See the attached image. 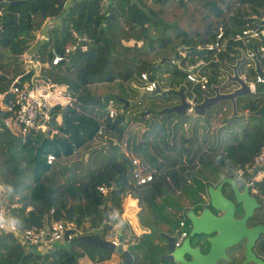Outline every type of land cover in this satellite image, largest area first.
<instances>
[{"label": "trees", "instance_id": "obj_1", "mask_svg": "<svg viewBox=\"0 0 264 264\" xmlns=\"http://www.w3.org/2000/svg\"><path fill=\"white\" fill-rule=\"evenodd\" d=\"M10 1L16 3L13 5ZM152 1L159 5L165 3V0ZM64 2L9 0L6 12L3 10L1 24L7 18L15 20V23H9L0 30V62L5 63L4 56L11 53L7 56L10 57L8 63H13V75L18 73V64L14 65L12 59L17 60L27 50L33 51L41 61H48L50 48L60 53L71 42V30L84 36L87 44L85 51L74 50L66 59L54 65L49 63L43 69L53 82L66 86L71 98L62 110L58 107L54 109L55 114L65 111L64 123H49L54 132L48 130L46 134H27L22 138L19 133L13 134L10 124H4L3 116L6 114L0 113V184L7 195L4 199L14 204L11 212L16 225L19 228H39L52 218L68 222L77 229L87 221L89 228L99 229L97 232L102 236L110 224L98 226L118 218L122 210L121 194L130 191L150 212L155 223L160 225L163 222L175 227L184 216L183 213H179L180 216L176 213L186 206L179 203L180 197L185 196L196 206L206 184L222 175L236 177L237 169L249 163L258 152L264 141V111L256 113V110L264 105V88L259 87L254 94L236 99L238 110L247 109L250 113L238 136L231 129L230 141L217 151L213 150L215 147L204 150L202 144L193 138L198 136V129L206 131L209 126L207 120L203 125H197L196 121L200 118L191 119L187 114L164 111V108L176 103L167 106L163 102L174 97L178 103L176 91L188 92L183 65L192 62L194 55L196 58L207 57L205 45L215 40L217 28L221 27L223 37L228 38L231 33L255 23L259 14L264 12V0H221L228 9L233 7L231 16L223 19L221 25L193 38L177 27L176 20L161 19L158 16L163 9L161 6L153 9L144 0H108L105 3L103 0H74L67 6ZM176 3L183 8L186 6L185 0H176ZM206 3L216 15L221 13L215 0H206ZM108 16L110 18L106 22ZM46 17H59V23L51 26L44 40L36 42L34 48H28L35 30ZM155 30L160 36L152 32ZM130 39L132 44L124 43ZM138 41L140 44L137 45ZM155 41H158V46L153 45ZM230 41H226L223 54L232 48ZM168 42L171 43L169 48L180 47L185 53L179 57L173 49L170 53L174 58L165 57L173 67L166 68L164 72L170 71L177 78L169 83L157 80L151 72L161 57L157 59L158 52L152 48H164ZM261 42H264L263 38L256 40V43ZM250 44L247 43L248 46ZM150 51H153V58L147 59V52ZM187 56L190 57L187 59ZM141 72H146L160 88L166 89V93L140 94L139 87L143 85L139 77ZM245 72L248 77L252 76L248 68ZM216 75L217 71L212 68L209 81H217ZM10 78L0 74V91L7 88ZM100 83H114L116 87L127 83L135 95L140 94V99L134 102L136 98L125 96L122 87L120 92L115 91L116 94L109 90L102 93L99 87L98 90L91 87ZM194 90V98L197 99L199 89L196 85ZM187 94L191 95L190 92ZM114 95L127 100L128 104L124 105ZM110 97L120 106L113 117L108 116L104 109ZM142 100L146 103L143 104ZM156 104L161 106L156 108ZM216 107L221 110L223 104ZM148 109L154 112L141 114ZM214 109L210 108L205 117H210ZM236 119L241 120L238 116L229 117L235 125ZM104 134L108 140L113 139L109 141L110 148L124 144L127 152L121 154L120 160L112 158L113 153L79 181L67 179L63 184H47L45 178L52 176L47 174L50 164L45 162L46 154L51 153L54 157L70 155L86 146L95 136ZM126 154L137 158L143 173L151 174L148 182L137 186L129 181ZM100 183H114V187L103 195L97 190ZM16 193L18 196H15ZM238 210L241 211L240 208ZM152 233L143 232L140 240L143 244L129 246L131 253L136 254L137 249L146 253L148 249L150 256H155L152 248L156 245L150 241ZM64 242L66 246L54 245L45 252H32L19 244L11 233H4L0 236V264H79L83 256L93 262L110 257L108 250L80 241L76 236ZM256 248L264 256V235Z\"/></svg>", "mask_w": 264, "mask_h": 264}, {"label": "built area", "instance_id": "obj_2", "mask_svg": "<svg viewBox=\"0 0 264 264\" xmlns=\"http://www.w3.org/2000/svg\"><path fill=\"white\" fill-rule=\"evenodd\" d=\"M263 19L264 13L259 14L255 23L245 26L239 32L231 33L228 38L223 37V30L221 27H218L215 40L205 45L206 49L212 51L209 60H216L220 53L223 56L229 55L228 53L223 54L222 52L226 49L224 47L226 41L231 39L230 45L234 50L236 48H250L245 52L250 66L264 63V42L256 43V40L264 39V26L260 24V21ZM71 35V42L64 47L62 52L59 53L55 48L49 49L50 55L48 61H41L33 51L26 50L22 52L23 70L14 74L9 80L7 88L0 91V110H3L7 115L3 119V122L7 125L10 123L7 117L11 119L17 125L19 134L22 138L27 134H46L48 130L52 133L55 130L51 128L49 123L51 121L61 122L60 113L57 112L55 114L54 109L58 107V110H62L65 105L70 102L71 98L67 92L66 86L53 82L50 76L43 72V69L49 63L54 65L66 59L67 55L74 50H86L87 44L85 43V37L78 34L75 30H71ZM248 42H251L249 46L247 45ZM208 62L209 61H205L198 57L194 58L192 62H186L184 64V70L186 71L185 77L190 83L187 91L191 93V95H187L186 98L188 104L186 111L188 113H190L195 103V91L193 87L196 85L199 90H204L208 86L207 77L201 69L206 66ZM139 77L143 80L142 87L145 90L151 91L156 86L154 80L148 79L149 77L146 72H141ZM255 82H264V77L256 74ZM104 109L110 117L116 114L117 111L113 98H108L106 100ZM127 157L129 166L128 174L133 184L142 185L148 182L152 177L151 174L141 171L137 158L133 156ZM53 160V154H46L45 162L47 164L52 163ZM236 175L252 193L255 192L264 195V141L261 143L258 152L254 155L252 160L237 169ZM113 187V183H100L97 186V190L101 194L106 195ZM3 194L4 190L0 184V223L4 225L0 227V236L9 232L21 244L47 249L53 242L62 240L65 230L71 226L68 222L48 218L39 228H19L11 212L14 204L5 202L3 200ZM122 198L123 200L125 199V206L123 205L121 212L118 214V218L106 222V224H110L106 234L110 237L114 246L118 243L117 232L123 223L134 232L135 237H137L138 234L140 235V232L142 233V230L136 222L135 212L137 208L135 198L130 192L124 193ZM50 212H52V208H50ZM124 212L129 214H124ZM185 232L183 219H179L173 234L175 246L181 243ZM70 236L71 235H68V237ZM128 241L130 242L127 243H132V239Z\"/></svg>", "mask_w": 264, "mask_h": 264}, {"label": "rangeland", "instance_id": "obj_3", "mask_svg": "<svg viewBox=\"0 0 264 264\" xmlns=\"http://www.w3.org/2000/svg\"><path fill=\"white\" fill-rule=\"evenodd\" d=\"M216 4L221 8V13L216 15L210 8V4L206 3V0H185L186 6L183 8V6H179L176 3V0H165V3L159 5L158 2H150L148 3L147 0H144V2L147 5L152 6L153 9H157L159 6H161L163 9L162 11L158 14L161 19L168 20V21H174L176 20L177 27L179 29H183L188 32L189 37L193 38L197 34H204L205 30L207 29H213L214 26H219L221 25V21L223 19L228 18L231 16V13L233 12L232 8L228 9L226 4L223 2L221 3V0H215ZM226 1V0H223ZM7 4H0V7L2 10L6 12V7ZM235 6V5H234ZM145 6L144 8H146ZM59 23V22H58ZM49 25V24H47ZM50 25H54V22L50 23ZM155 32L158 36L160 34L155 30L152 31ZM71 34V31H70ZM72 37V35H71ZM173 42V41H170ZM168 42L164 48H152L154 51L158 52V55H156V58L158 59L159 56L162 58L166 57L169 58H174L173 55H171L170 52L173 51L174 53L178 54L179 57H182L184 55V52L180 47L178 48H169V45L171 43ZM125 44H132L133 40H126L124 41ZM136 44H140V42H136ZM153 45L158 46V41H155ZM147 59H152L153 58V51L147 52ZM162 54V55H161ZM11 53H7L5 57V63L0 62V74L5 76L6 79L10 78L13 76L11 74V67L13 65L12 61L8 63V60L10 59L9 56ZM209 55V54H207ZM160 57V58H161ZM155 58V59H156ZM165 59L160 65H157L156 68L151 70L153 77H155L157 80H163L166 81L167 83L171 81H176L177 78L174 76L170 71L164 72V70H167L166 68H172L173 66L168 63V60ZM14 62V65L18 64V73L23 70V62H22V57H20L15 60L12 59ZM4 62V60L2 61ZM216 78V76H215ZM11 79V78H10ZM9 79V80H10ZM92 88L98 90V87L102 93L107 92L108 90L116 94L115 91H121V87L124 89V95L129 96L131 98L135 97L134 102L137 101V97L140 98L139 95H135L134 92H132L131 86H129L127 83H124L121 87H116L114 83L108 84V83H100L99 85H91ZM232 86H230L231 88ZM221 89H225L224 85H221ZM166 102V103H165ZM142 103L145 104L144 100H142ZM165 105H172L176 102V99L170 98L169 100H164ZM115 104V102H114ZM224 104V103H223ZM222 105V104H221ZM161 104H156V108L160 107ZM224 109L222 108L219 110V107H215L213 111L210 112V117H204V116H190L191 119L194 118H200L199 121H196L197 125H203L204 122L207 120L209 123L208 128L206 129L205 132H200L198 129V136L193 137L197 142H200L202 144V148L204 150H210V148H214L213 150L217 151L221 149V147L230 141V134L229 131L232 129L238 136L239 130L244 127L245 121H246V116L240 117L241 120L237 121V125L233 124L230 122L229 117L231 116V107L230 103L224 104ZM116 111L120 109V106L116 104L115 106ZM126 113V115H128ZM186 115V114H185ZM205 118V120H204ZM9 120V124L11 125L10 128L13 132V134H18V127L17 125L7 117ZM54 122V121H51ZM54 124V123H53ZM227 125L228 128L230 129H225L224 126ZM244 129V128H243ZM242 129V130H243ZM99 134V133H98ZM185 135H188L187 133H184ZM108 136L104 134L103 136H95L92 140L88 141L86 143V146H82L78 148L75 152H73L70 155L67 156H60V157H55L53 162L50 163V169L48 170L47 174L52 177H47L45 178L46 182L48 185L52 184H63L66 182L67 179H71L73 181H79L84 178V176L91 170L96 169L99 167L105 159L112 155V158H115L117 160L121 159V154L126 153L127 151L125 150L124 144H120L119 146H116L115 149L110 148L109 141L107 139ZM113 140V139H112ZM150 154H153L152 151L149 152ZM159 160V158H158ZM63 170V171H61ZM128 170V166H127ZM61 171V172H60ZM46 176V175H45ZM215 181V180H214ZM22 193H24V190H21ZM130 192V191H128ZM255 195H261L259 193H253ZM6 194H3V200L7 202L6 199ZM15 196H18V193L15 194ZM206 197L205 191H202L200 193V198L204 199ZM5 198V199H4ZM122 200V199H121ZM179 203L188 206L190 202H188V199L185 198V196H182L179 198ZM123 205L125 206V199L122 200V207ZM137 205L139 206L136 209L135 214L137 213V217L141 219V222L144 223V225L149 228L148 231H159L163 229V224L160 222V225L155 223L153 218L150 216V212L146 209V207L141 203L137 202ZM29 208V207H28ZM170 212H172V208H167ZM181 211V210H180ZM176 214H179L177 212ZM138 222V221H137ZM140 224V223H139ZM141 226V224H140ZM143 226V225H142ZM89 229V225L87 221H84L83 224L78 228V231L81 232H86ZM120 230V228H119ZM118 230V231H119ZM96 231V230H94ZM79 233V232H78ZM96 233V232H91V234ZM127 234V232H125ZM106 237V236H105ZM104 237V239H105ZM66 242L64 241H56L54 245L56 246H66ZM26 249L32 251V252H37V247L35 246H27ZM241 247H237V256H241ZM238 257V258H239ZM109 261H106V264H118L119 263V256L116 253L110 254V257L108 259ZM79 264H94L90 263L85 256L81 257L79 260ZM98 264H103V263H98Z\"/></svg>", "mask_w": 264, "mask_h": 264}, {"label": "water", "instance_id": "obj_4", "mask_svg": "<svg viewBox=\"0 0 264 264\" xmlns=\"http://www.w3.org/2000/svg\"><path fill=\"white\" fill-rule=\"evenodd\" d=\"M2 3H7L8 1L0 0ZM11 4H15L16 1H10ZM109 16L106 19V22L109 20ZM264 22V20H263ZM9 23H15V20L7 18L3 24L0 26V30L4 28L5 25ZM242 53V52H241ZM164 58H160L157 65H159ZM244 59L243 54L239 59L235 60L233 65L227 64L231 69L232 74L225 72L227 78L224 80V84L228 82H236L237 87L232 88L231 91H220L219 87L216 85H210V88L213 91V94L210 96L202 95V98L199 102H196L192 106V116H204L207 109L215 106L219 101L227 100L231 104L232 113L235 112V99L237 97H242L249 95L250 91L246 83L237 75V64ZM260 73V71L257 69ZM259 86H264V84H259ZM140 94L145 93L143 89L139 90ZM151 93H160L165 94V91H162L159 86H156ZM178 96V103L170 106L169 108H164V111H174L176 114H183L184 110L187 107V103L184 101V96L180 90L176 92ZM114 97L123 102L124 105L128 104V101L114 95ZM139 98L137 99V102ZM264 111V106L259 107L256 112ZM152 109L143 111L141 114L146 115L153 113ZM61 123H64L65 120V111H62L60 114ZM227 183L230 185V189L233 193L235 203L240 204V209L242 214L240 217H234V203L225 197L221 193V185ZM206 193L208 197L209 204L212 208L219 210L218 215L212 214L206 207H200V211L196 214L192 208L186 207L183 209V214L188 219L190 223L189 236L198 233L210 234L215 231V235L208 237L209 242L208 249L206 253H201L197 246L188 245L187 238H184L181 243L177 246L174 245L173 236L163 234L166 239V248L168 254L162 256L169 261H174L177 264H214L215 260L219 257H225L226 254L224 249L236 244L239 240L244 239L243 243V260L240 264H244L249 261L256 262L257 264H262L260 258L256 257L252 251V246L255 239L260 233H264V224H255L253 226L246 225V219L251 215L252 209L258 205L254 196L250 195L247 191V186H243V189L238 190L234 184V179L230 176L222 178L216 186H213L211 183L206 185ZM145 232L148 228L143 226L141 227ZM125 229V226L122 225L120 230L117 232V245H113V242L102 238L97 233H82L78 234L76 237L80 241L88 243L93 246H97L109 252H115L120 259L121 264H133V258L130 251L127 248H123V235L122 231ZM76 233L75 229L65 230L63 239L64 241L68 240V235H74ZM183 253H186L190 256V259L185 260L182 256Z\"/></svg>", "mask_w": 264, "mask_h": 264}, {"label": "crops", "instance_id": "obj_5", "mask_svg": "<svg viewBox=\"0 0 264 264\" xmlns=\"http://www.w3.org/2000/svg\"><path fill=\"white\" fill-rule=\"evenodd\" d=\"M72 1H74V0H65V2H64V6H67V5H70L71 3H72ZM108 0H103V2L105 3V2H107ZM8 2H9V0H8ZM7 2V3H8ZM147 2L148 3H150V2H152V0H147ZM7 3H1V4H7ZM14 5V4H13ZM1 10V17H0V21L2 20V18H3V15H4V12H3V10L2 9H0ZM52 22H54V24H57L58 22H59V17H46V18H44L43 20H42V23H41V25L39 26V28L37 29V30H35V35H34V39H33V41L31 42V44L29 45V47L28 48H34L35 47V45H36V42H40V41H42V40H44V38L45 37H47V35H48V30L51 28V26L52 25H50V23H52ZM2 23V22H1ZM47 24H49V25H47ZM248 49H250V48H236L235 49V52L237 53V54H235V52L233 51L234 49L233 48H230L229 50H228V54H229V59L227 60L228 62H235L234 60H233V56H236V57H238L239 55H241L242 53H241V51L240 50H244V52H246ZM205 51L206 52H204L205 53V55H207V54H209V57L212 55V51H208L206 48H205ZM232 56V57H231ZM232 58V59H231ZM244 59H242L241 60V62H239L238 64H237V67H236V69L240 72V73H244V69H245V67H244ZM187 83H189L188 81H187ZM256 86L257 85H259V84H255ZM237 98H239V97H237ZM236 98V99H237ZM236 99H235V112L234 113H232V110H231V116H240V117H242V115L243 116H247L250 112L247 110V109H243V110H238V106H237V104H236ZM227 104L228 103V101L227 100H224V101H219L215 106H213V107H216V106H219L220 104ZM230 103V102H229ZM223 104V105H224ZM261 106H264V105H260L259 107H261ZM213 107H211V108H213ZM230 107H231V104H230ZM210 109V108H209ZM208 109V110H209ZM223 109H224V106H223ZM207 110V111H208ZM0 113H5L3 110H0ZM207 113V112H206ZM206 113L204 114V115H206ZM256 113H258V112H256ZM7 115H5V116H3V119L6 117ZM202 117V116H201ZM205 117V116H204ZM224 128L227 130V129H230V128H228L227 127V125H225L224 126ZM53 162V161H52ZM51 165V164H50ZM237 172V171H236ZM133 184V183H132ZM207 185V184H206ZM205 192H206V187H205ZM207 194V193H206ZM134 196V195H133ZM134 198H135V200H136V208H138L139 206L137 205V202L139 201V200H137V198L134 196ZM140 202V201H139ZM184 208H186V206L184 207ZM183 208V209H184ZM182 209V210H183ZM181 210V211H182ZM181 211L179 212V213H181ZM136 215V222H137V224L138 225H140L141 224V226H139L140 227V229L142 230V233L140 232V235L138 236L137 235V237H135V235H134V232H132L130 229H129V227L126 225L125 226V229L122 231V234H123V237H124V240H125V243H127V242H130V241H128V240H130V239H132V243H127V249L129 250H131L132 251V249L131 248H129V246H135V244H140L141 243V236H142V234H143V232H145L141 227H143L144 226V224L143 223H141L140 222V218L139 217H137V213L135 214ZM177 216H180V214H178ZM181 219H183V218H181ZM178 222V221H177ZM140 223V224H139ZM106 224V222H104L103 224H100L99 226H98V228H100L101 226H103V225H105ZM162 224H163V229L162 230H159V231H153L152 230V234L150 235V241L152 242V244L153 245H156V247H154V248H152V250L153 251H155V256H150L151 255V252H148V249H146V253H144V252H142V250L141 249H137L138 251H137V253L136 254H133V253H131V251H130V253H131V255H132V258H133V264H164V261H162L164 258H162L161 257V252L163 251V248H164V245H163V241L164 242H166V239L164 238V236H163V234H166V235H171L169 232H168V230L170 229L171 231H172V233L174 234V227H173V225L172 226H169V224H166V223H163L162 222ZM143 225V226H142ZM176 226V225H175ZM146 227V226H145ZM172 227H173V229H172ZM94 230H96V231H94ZM97 230H99V229H94V228H89L88 229V231H86V232H81L80 233V231H78L79 233H77V234H82V233H91V232H96L97 234H99L98 232H97ZM148 230H149V228H148ZM147 230V232H149ZM125 232H127V234L125 233ZM146 232V233H147ZM162 232V233H161ZM107 233V232H106ZM106 236V237H105ZM171 236H173V235H171ZM102 237L104 238H108V240L110 239V237L107 235V234H103L102 235ZM63 241V240H62ZM167 243V242H166ZM141 244H143V243H141ZM54 246V244H52V247ZM51 247V248H52ZM51 248H48V249H40V248H37V252H45V251H47V250H49V249H51ZM165 248H166V245H165ZM166 250H167V248H166ZM168 251V250H167ZM112 253H115V252H112ZM110 254H111V252H110ZM90 263H94V264H98V263H103V264H106V261H109L108 259L109 258H107V259H104V260H102V261H100V262H93V261H90L88 258H86ZM80 260V259H79ZM120 260V259H119ZM176 263V262H175ZM118 264H121V262L119 261V263Z\"/></svg>", "mask_w": 264, "mask_h": 264}, {"label": "flooded vegetation", "instance_id": "obj_6", "mask_svg": "<svg viewBox=\"0 0 264 264\" xmlns=\"http://www.w3.org/2000/svg\"><path fill=\"white\" fill-rule=\"evenodd\" d=\"M224 177H227V176H223V175L219 176L215 181L211 182V184L213 186H216V184L219 183V181ZM230 177H232L234 179V184L236 185L238 190L243 189V186H245V185L243 184V181L238 176L237 177L230 176ZM220 190H221V193L225 197H227L228 199H230L234 203V210H233L234 217H240L242 214V211L238 210L240 208V204L235 203L233 193L230 189V185L227 183H223L221 185ZM247 191L250 195L254 196L258 205H256L252 209L251 215L246 219V225L247 226H253L255 224H264V195H255L249 190L248 187H247ZM186 207L192 208L194 213H196V214L200 211V207H206L214 215H218L220 213L219 210H216L210 206L207 194H206V197L204 199L197 201L196 206H194L192 203H190ZM181 213H183V210ZM182 218H183V227L186 231L183 239L187 238L188 239L187 240L188 245H190L192 247L197 246V249L201 253H206V251L208 249V245H209L207 238L214 236L216 232L213 231L210 234L198 233V234H193L192 236H189L188 232L190 229V223H189L188 219L185 217V215L182 216ZM168 232L171 235H173V233L170 229L168 230ZM171 235H169V236H171ZM262 235H264V233H260L258 235V237L255 239L254 244L252 246V251L256 257L261 259L262 264H264V256L256 248V245L259 242L260 238H262ZM243 243H244V239L239 240L236 244H232L231 246L226 247L224 249V252L226 254V258L225 257H219L215 260L214 264H240L244 258V256H243ZM163 245H164V248H163V251L161 252V257L169 253L165 248L166 242L163 241ZM239 246L241 247V251H242L240 257L237 256V247H239ZM182 256L185 260L190 259V256L186 253H183ZM162 261H164V264H177L174 261H169L168 259H165V258ZM244 264H257V263L253 262V261H249V262H246Z\"/></svg>", "mask_w": 264, "mask_h": 264}, {"label": "clouds", "instance_id": "obj_7", "mask_svg": "<svg viewBox=\"0 0 264 264\" xmlns=\"http://www.w3.org/2000/svg\"><path fill=\"white\" fill-rule=\"evenodd\" d=\"M5 1H8V0H5ZM264 13V12H263ZM260 14H262V13H260ZM264 20V19H263ZM263 20H261L260 21V24L261 25H263L264 26V22H263ZM0 26H1V24H0ZM218 29V28H217ZM234 52H235V50H233ZM241 52H242V54H243V56H244V67H245V69H249L250 70V72L252 73V76H250V77H248L247 76V73L245 72V69H244V73H240L238 70H237V75H238V77H240L245 83H246V85L248 86V89H249V91H250V94H254L255 92H256V89L257 88H259V87H262V88H264V86H259V85H255V84H264V82H262V83H256L255 82V77H256V74H259V75H262L263 77H264V63H259V64H255L254 66H250L249 64H248V59H247V57H246V54H245V52H244V50H240ZM183 53V52H182ZM235 54H237L236 52H235ZM184 55H185V53H184ZM205 56H207V57H205V59H203L202 57H199V58H202L203 60H205V61H209L208 62V64L206 65V66H204V67H202L201 69H202V71H203V73L206 75V77H207V81H208V86H207V88L206 89H204V90H199L198 92H199V97L197 98V99H195V103L196 102H199L200 100H201V98H202V95H206V96H210V95H212L213 94V91H212V89L210 88V85L212 84V85H214V86H218L219 87V90L220 91H224V92H226V91H231V89L232 88H235V87H237L238 86V84L236 83V82H228L227 84H224L223 82H224V80L227 78V76H226V74H225V72L227 71V72H229L230 74H232V71H231V69L227 66V64H231V65H233L235 62H228L227 60L229 59V55H225V56H223L221 53L220 54H218V58L216 59V60H209V55H205ZM190 56H187V59L189 58ZM232 57V56H231ZM241 57V55H239L238 57H236V56H233V60L235 61L236 59H239ZM192 58L194 59V58H196V56L194 55V56H192ZM198 58V57H197ZM232 59V58H231ZM211 62H213V63H216L215 64V66H213V65H210V63ZM185 64V63H184ZM212 68H214V71H217V75H216V80L217 81H214V82H211V81H209V74H210V72L212 71ZM257 69L260 71V73L257 71ZM183 71H184V73L186 72L185 70H184V65H183ZM148 79H150V78H148ZM185 79H186V77H185ZM151 80V79H150ZM152 80H154V79H152ZM155 81V80H154ZM187 81V80H186ZM155 83H156V86H158V84H157V82L155 81ZM189 85H190V83H188ZM221 85H224L225 86V89H221ZM155 86V87H156ZM230 86H232L231 88H230ZM154 87V88H155ZM153 88V89H154ZM139 89H143V90H145L142 86L141 87H139ZM152 89V90H153ZM162 91H166V89L165 88H160ZM193 89H194V87H193ZM199 89V88H198ZM151 90V91H152ZM146 92H151V91H147V90H145ZM195 91V90H194ZM177 92V91H176ZM182 92V91H181ZM196 92V91H195ZM188 93V92H187ZM185 94L184 92H182V94H183V96H184V101L187 103V100H186V98H187V95L188 94ZM249 94V95H250ZM195 95H196V93H195ZM110 98H112V97H110ZM138 99V98H137ZM140 99V98H139ZM179 101V100H178ZM114 102H115V106H116V101L114 100ZM194 103V104H195ZM177 104V103H176ZM188 105V104H187ZM187 108V107H186ZM117 109V108H116ZM208 110V109H207ZM192 111V110H191ZM190 111V113H188L187 111H186V109L184 110V113L183 114H187V115H190V116H192L191 115V112ZM117 112H118V110H117ZM117 112H116V114H117ZM207 112V111H206ZM205 112V113H206ZM61 114V113H60ZM115 114V115H116ZM114 115V116H115ZM177 115H180V114H177ZM126 156H128L127 154H126ZM55 158V157H54ZM128 161V160H127ZM140 166V165H139ZM128 173H129V166H128ZM128 176H129V174H128ZM236 177H237V175H236ZM129 181L131 182V183H133L131 180H130V178H129ZM107 184H110V183H107ZM114 184V183H113ZM134 185V184H133ZM137 186H140V185H137ZM109 192V191H108ZM126 192H128V191H125V192H123L122 194H121V199L123 200V195H124V193H126ZM130 193H132V192H130ZM132 195H134V193H132ZM135 196V195H134ZM133 196V197H134ZM137 198V197H136ZM122 200H121V205H122ZM138 200V199H137ZM112 220H114V218H112L111 219V221ZM122 225H124V226H126V224L125 223H123ZM4 225L2 224V223H0V227H3ZM140 226V225H139ZM14 227V226H13ZM122 227V226H121ZM120 227V228H121ZM68 229H75L73 226H72V224H71V226L69 227V228H67L66 230H68ZM75 231H76V233L74 234V235H71L70 237H68V239H70V238H72L73 236H77L78 234V228L77 229H75ZM123 235V234H122ZM102 237V236H101ZM174 237V236H173ZM103 238V237H102ZM16 239V238H15ZM105 239H108V238H105ZM17 240V239H16ZM63 241H64V239H62ZM110 240V239H109ZM18 241V240H17ZM57 241H61V240H57ZM111 241V240H110ZM19 242V241H18ZM56 242V241H55ZM55 242H53L52 244H54ZM173 243H174V240H173ZM19 244H21L20 242H19ZM52 244H51V246L49 247V248H51L52 247ZM22 246H24V247H27V246H32V245H24V244H21ZM122 245H123V248H127V243H125V240H124V237H123V243H122ZM36 247V246H35ZM48 249V248H47Z\"/></svg>", "mask_w": 264, "mask_h": 264}]
</instances>
